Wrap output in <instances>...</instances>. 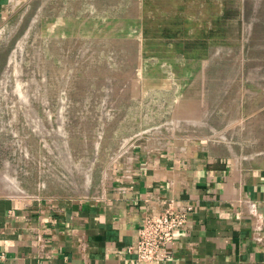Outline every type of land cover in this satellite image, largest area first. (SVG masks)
I'll return each instance as SVG.
<instances>
[{
  "label": "rangeland",
  "instance_id": "rangeland-1",
  "mask_svg": "<svg viewBox=\"0 0 264 264\" xmlns=\"http://www.w3.org/2000/svg\"><path fill=\"white\" fill-rule=\"evenodd\" d=\"M194 136L264 155V0L7 7L0 173L22 194H92L134 143Z\"/></svg>",
  "mask_w": 264,
  "mask_h": 264
},
{
  "label": "crops",
  "instance_id": "crops-1",
  "mask_svg": "<svg viewBox=\"0 0 264 264\" xmlns=\"http://www.w3.org/2000/svg\"><path fill=\"white\" fill-rule=\"evenodd\" d=\"M12 2L0 0V21ZM167 200L192 210L152 264H264V155L196 136L134 143L86 196H0V264H145L129 246Z\"/></svg>",
  "mask_w": 264,
  "mask_h": 264
},
{
  "label": "built area",
  "instance_id": "built-area-1",
  "mask_svg": "<svg viewBox=\"0 0 264 264\" xmlns=\"http://www.w3.org/2000/svg\"><path fill=\"white\" fill-rule=\"evenodd\" d=\"M191 206H178L173 200L165 201L163 208L152 209L141 221L138 237L129 251L136 260L145 264L164 261L176 242V234L185 228Z\"/></svg>",
  "mask_w": 264,
  "mask_h": 264
},
{
  "label": "bare ground",
  "instance_id": "bare-ground-1",
  "mask_svg": "<svg viewBox=\"0 0 264 264\" xmlns=\"http://www.w3.org/2000/svg\"><path fill=\"white\" fill-rule=\"evenodd\" d=\"M0 191L3 193V191L9 193V195L13 196H19L24 195L23 190L19 187L17 181L12 178L11 176H8L6 174L0 173Z\"/></svg>",
  "mask_w": 264,
  "mask_h": 264
},
{
  "label": "trees",
  "instance_id": "trees-1",
  "mask_svg": "<svg viewBox=\"0 0 264 264\" xmlns=\"http://www.w3.org/2000/svg\"><path fill=\"white\" fill-rule=\"evenodd\" d=\"M173 34L174 35H178L179 33L176 32V33H173ZM168 35H170L169 32H167V37H168Z\"/></svg>",
  "mask_w": 264,
  "mask_h": 264
}]
</instances>
